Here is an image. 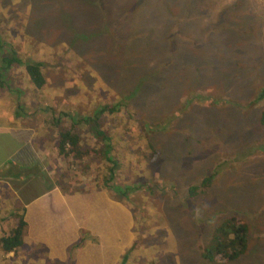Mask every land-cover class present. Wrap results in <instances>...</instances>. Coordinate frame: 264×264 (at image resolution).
<instances>
[{"label":"rangeland","instance_id":"374dc122","mask_svg":"<svg viewBox=\"0 0 264 264\" xmlns=\"http://www.w3.org/2000/svg\"><path fill=\"white\" fill-rule=\"evenodd\" d=\"M10 49L40 62L45 80L28 88L21 66L3 73L25 88L16 110L30 104L32 121L50 115L58 131L78 134L93 152L75 174L85 185L105 162L79 118L120 102L97 122L119 167L113 185L128 191L119 197L132 223L125 264H264V0H0V57ZM229 217L246 225V250L206 261Z\"/></svg>","mask_w":264,"mask_h":264},{"label":"crops","instance_id":"0c3cea01","mask_svg":"<svg viewBox=\"0 0 264 264\" xmlns=\"http://www.w3.org/2000/svg\"><path fill=\"white\" fill-rule=\"evenodd\" d=\"M13 66H21L24 71L23 65L17 64L8 69ZM3 73L0 81V237L14 227L15 215L22 214L25 225L22 248L20 245L8 252L0 248V256L11 258L17 264H46L47 259L61 262L58 264H64L65 260L68 264H117L120 255L130 249L133 239L132 223L124 216L126 201L119 198L124 197H117L114 190L102 186L101 174L105 169L102 173L99 171L97 184L85 185L75 178L80 164L93 152L89 149L86 152L79 140V157L59 154L58 130L56 125H51L54 124L51 116H48L49 122L48 118L32 121L30 104L23 106L19 115L17 103L26 102L25 99L17 102L16 94L24 96L25 88L17 92V81ZM31 86L29 82L28 88ZM30 93L28 99H31ZM91 129L98 138L103 159L102 141ZM81 237V245L74 246ZM63 238L74 246L69 256L67 248L61 251ZM35 243L40 248L32 255L30 251Z\"/></svg>","mask_w":264,"mask_h":264},{"label":"trees","instance_id":"16d2710c","mask_svg":"<svg viewBox=\"0 0 264 264\" xmlns=\"http://www.w3.org/2000/svg\"><path fill=\"white\" fill-rule=\"evenodd\" d=\"M1 62L3 65L0 67V81L2 82V73L5 69H8L11 65H23L24 72L30 82V84L35 89H40L44 85V77L41 73L40 62L30 63L22 61L19 57L16 56L15 52L10 49L8 53L2 55ZM259 100L264 101V87L258 91L257 96ZM120 102L113 103L111 105H102L95 109L90 116L79 118L81 121H85L86 123H90L91 127L94 129L95 134L100 138L103 144V149L101 153L103 155V159L105 160V165L103 166L106 172V175L101 176L102 186L114 190L116 195L125 196L128 191L122 190L113 185L115 171L119 170V167H115V164L110 158V150L111 144L109 142V138L103 131L99 130L98 127V118L101 114H112L119 110ZM61 115H65V113L60 112ZM53 117V116H52ZM46 120L47 118L44 117ZM71 123L77 121L72 118H69ZM51 118H48L49 122ZM54 124L57 126V119H54ZM259 123L264 128V108L260 112ZM51 124V123H50ZM51 124V125H54ZM54 125V126H55ZM79 136L78 134L70 129H65L64 131H57L56 135V149L59 154L67 157L69 154L72 157H79L81 153L79 152ZM117 163V162H116ZM110 165V166H109ZM112 165V166H111ZM102 166V165H101ZM114 167L116 168L114 170ZM104 172V173H105ZM209 185V177H205L201 180V184L195 187L189 188V194H197L200 191H203ZM15 215V214H14ZM16 217V223L14 227L8 232L7 235L0 237V248L3 252H8L16 249L21 245V237L23 235L24 229V220L22 214H19ZM247 227L244 223L240 222V220L235 219L234 217H229L225 219L213 232L210 238L208 245L203 249L202 257L206 261H214L219 260L221 262L230 261L235 259L237 256L244 253L247 245ZM83 238L81 237L74 246H80ZM126 261L125 256L119 264H124Z\"/></svg>","mask_w":264,"mask_h":264}]
</instances>
